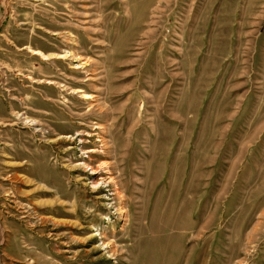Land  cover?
Returning a JSON list of instances; mask_svg holds the SVG:
<instances>
[{"label":"rangeland","instance_id":"obj_1","mask_svg":"<svg viewBox=\"0 0 264 264\" xmlns=\"http://www.w3.org/2000/svg\"><path fill=\"white\" fill-rule=\"evenodd\" d=\"M0 264H264V0H0Z\"/></svg>","mask_w":264,"mask_h":264}]
</instances>
